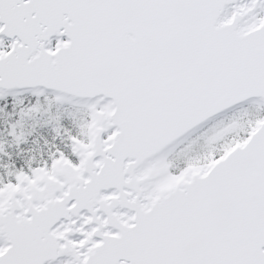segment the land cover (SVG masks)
<instances>
[{"label":"snow or ice","instance_id":"1","mask_svg":"<svg viewBox=\"0 0 264 264\" xmlns=\"http://www.w3.org/2000/svg\"><path fill=\"white\" fill-rule=\"evenodd\" d=\"M0 264H264V0H0Z\"/></svg>","mask_w":264,"mask_h":264}]
</instances>
